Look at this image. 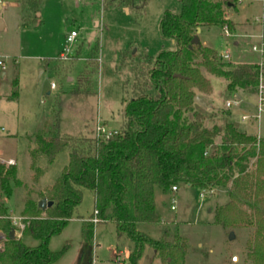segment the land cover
Returning a JSON list of instances; mask_svg holds the SVG:
<instances>
[{
    "label": "trees",
    "instance_id": "obj_1",
    "mask_svg": "<svg viewBox=\"0 0 264 264\" xmlns=\"http://www.w3.org/2000/svg\"><path fill=\"white\" fill-rule=\"evenodd\" d=\"M39 1L21 0V7L36 14ZM147 1L103 0V6L117 3L134 7L140 16ZM178 1L180 13L167 11L160 22V34L172 41L173 49L162 50L154 59L133 49L122 52L119 67L127 68L132 80L129 88L123 87L121 126L110 136L96 137L92 132L59 134L55 110L49 127L51 136L37 139L32 158L35 160L39 154L50 164L59 153L67 152L68 165L54 182L51 196L26 203L20 215L25 224L20 238L9 236L15 228L0 202V264L57 261L62 251L49 250L48 241L70 221L84 190L93 194L94 205L93 213L81 225L83 248L78 264L92 263L94 218L97 224H113L118 242L126 239L131 243L127 264H137L145 246L162 264H186L185 241L165 230L155 240L137 229L139 224L161 222L155 208V187L165 194L182 185L199 191H224L228 200L216 207L215 224L227 230L251 229L245 261L264 264V137L238 131L230 121L229 109L204 113L193 103L197 95L212 92L204 73L222 79L228 97L238 91L253 95L259 67L251 62L224 63L200 40L190 45L197 28L201 31L226 26L233 32L232 22L224 15V4L213 0ZM262 32L264 35V24ZM97 70L95 47L78 75V92L92 93L89 86ZM206 121L214 122L209 127ZM11 166L0 165V188L7 196L15 174ZM41 199L52 205L39 209ZM24 237L39 244L26 246Z\"/></svg>",
    "mask_w": 264,
    "mask_h": 264
},
{
    "label": "rangeland",
    "instance_id": "obj_2",
    "mask_svg": "<svg viewBox=\"0 0 264 264\" xmlns=\"http://www.w3.org/2000/svg\"><path fill=\"white\" fill-rule=\"evenodd\" d=\"M213 1L224 4V15L232 22L233 32L225 37L221 27L203 29L198 35L200 42L218 54L228 48L232 64L257 63L259 57L250 48L258 43L257 36L262 32L264 0ZM0 5V165L11 166L6 163L12 159L11 167L15 169L9 183L10 196L0 188V202L8 215L20 216L27 202L52 195L54 182L69 162L67 152L59 153L50 164L39 154L35 160L32 158L37 139L51 136L49 127L55 110L56 130L62 135H90L98 122L107 131L119 128L123 87L129 88L132 80L130 71L119 67L122 52L133 49L154 59L162 50L173 49L172 41L160 34V22L167 11L179 14L181 5L178 0H148L140 16L134 7L117 3L105 8L103 0H40L36 14L22 9L21 0H0ZM72 30L78 35L70 50L71 59L59 62L65 35ZM95 47L98 70L89 86L92 93H80L78 75ZM204 75L211 82L212 92L197 95L205 106L195 108L204 113L225 109L228 95L224 81ZM51 83L54 89H50ZM237 94L242 104L230 110V121L240 132L253 134L251 124L240 122L244 113L241 109L251 103L252 95L241 91ZM213 122L206 121L205 125L210 127ZM255 124L261 127L256 137H264V109ZM199 193L183 185L165 194L155 187L156 212L161 222L139 224L138 231L157 240L165 230L185 241L186 264H249L245 261V244L252 230H227L214 222L216 207L228 200L226 193L213 190L212 195L202 199ZM93 205V194L84 190L70 221L48 241L49 250L62 251L52 264H78L83 248L81 225L93 213ZM171 205L174 210H170ZM231 232L233 239L229 238ZM22 242L30 247L39 244L30 237H24ZM131 246L126 239L117 241L113 224L96 223L91 264H127ZM232 257H237L236 263ZM137 264L162 263L145 246Z\"/></svg>",
    "mask_w": 264,
    "mask_h": 264
},
{
    "label": "built area",
    "instance_id": "obj_3",
    "mask_svg": "<svg viewBox=\"0 0 264 264\" xmlns=\"http://www.w3.org/2000/svg\"><path fill=\"white\" fill-rule=\"evenodd\" d=\"M238 1L240 2L241 0H238ZM261 25L263 28V24H261ZM222 32H223V35L225 37L231 36L230 32L226 26H224L222 28ZM77 35H78L77 32L74 30L70 31L69 33H67L65 35L64 47L62 49V52L59 55V59H58L59 62H68L71 59L70 50H71L72 44L74 43L75 39L77 38ZM257 39H258V43L251 45V48H250L251 52L259 57V61L257 62V65L259 67L258 83H257L256 90L253 94L254 112L251 116L248 114L242 115L240 117V122H242V123L248 122L250 119L259 122V120L261 118V114L263 113V109H264V71H263V67H264V35H263V32H261V34L259 36H257ZM218 56L222 62L231 63V51L228 48L225 49L224 51H222L220 54H218ZM2 64L3 63L0 61V66H3ZM54 87H55L54 84L51 83L50 89H54ZM240 104H242L241 97L237 93H233L227 98L224 106L226 109L231 110V109L237 108ZM111 132L112 131H107L105 129V127L98 122L96 124V128H95L93 134L96 137H106L107 138L108 136L111 135ZM6 164L7 165H13L14 162L8 161ZM176 190L177 189L175 187L171 188L172 192H175ZM212 193H213V190H211V189L210 190H201L199 193V198L202 199L206 195H212ZM174 209H175L174 206L171 205L170 210H174ZM8 219L11 222L12 226L15 228L14 236L16 235V237L20 238L21 232L25 227V224L23 223V219L20 216H15V215H9ZM92 221L95 224L97 223V220L95 218ZM231 260L233 263H236L237 257H232Z\"/></svg>",
    "mask_w": 264,
    "mask_h": 264
},
{
    "label": "water",
    "instance_id": "obj_4",
    "mask_svg": "<svg viewBox=\"0 0 264 264\" xmlns=\"http://www.w3.org/2000/svg\"><path fill=\"white\" fill-rule=\"evenodd\" d=\"M227 6L230 7V4H228ZM1 26L2 25H1V22H0V28H1ZM200 32H201L200 29L197 28L196 29V34L193 36V38H192V40L190 42V45H196V44L199 43L198 35L200 34ZM193 103L196 104V105H199V106H205V103H203L199 97H194L193 98ZM51 205H52V202H47L45 199H41L37 203L38 208L41 209V210H45L46 208L50 207ZM9 236L11 238H13L14 237V231H11ZM233 237H234V234L231 232L229 238L233 239Z\"/></svg>",
    "mask_w": 264,
    "mask_h": 264
},
{
    "label": "crops",
    "instance_id": "obj_5",
    "mask_svg": "<svg viewBox=\"0 0 264 264\" xmlns=\"http://www.w3.org/2000/svg\"><path fill=\"white\" fill-rule=\"evenodd\" d=\"M1 6H2V5H0V8H1ZM228 7H229V6H228ZM234 44H235V45H238L236 41H234ZM236 64H237V63H236ZM250 97H251V98H250L251 103H249V104H244L243 108L241 109L244 113L241 114L240 117H241L242 115H246V114H248V115H250V116L253 114V112H254V97H253V95L250 96ZM248 123L251 124V125L253 126V127L251 128V130L253 131V135L259 134V132L261 131V127H260V129H259L258 127H255V126H256L255 123L258 124L259 122L250 119V120L248 121ZM236 128H237V127H236ZM237 130H238V128H237ZM238 131H239V130H238ZM243 132L248 133L247 131H243ZM8 161H13V160L10 159V160H8ZM8 161H7V162H8ZM176 191H177V190H176ZM155 208H156V206H155ZM95 225H96V224H95Z\"/></svg>",
    "mask_w": 264,
    "mask_h": 264
}]
</instances>
